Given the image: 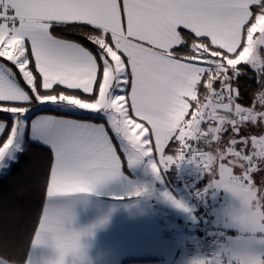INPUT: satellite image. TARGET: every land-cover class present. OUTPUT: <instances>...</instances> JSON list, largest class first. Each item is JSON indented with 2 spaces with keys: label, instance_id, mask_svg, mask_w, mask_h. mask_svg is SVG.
Instances as JSON below:
<instances>
[{
  "label": "snow or ice",
  "instance_id": "6c2138e0",
  "mask_svg": "<svg viewBox=\"0 0 264 264\" xmlns=\"http://www.w3.org/2000/svg\"><path fill=\"white\" fill-rule=\"evenodd\" d=\"M31 142L47 161L21 264L40 245L59 253L48 264H81L91 229L66 260L75 200L54 193H96L125 162L160 179L182 161L208 179L198 196L238 202L237 236L194 264H264V0H0V171Z\"/></svg>",
  "mask_w": 264,
  "mask_h": 264
},
{
  "label": "crops",
  "instance_id": "0c3cea01",
  "mask_svg": "<svg viewBox=\"0 0 264 264\" xmlns=\"http://www.w3.org/2000/svg\"><path fill=\"white\" fill-rule=\"evenodd\" d=\"M67 99L78 102L75 97ZM9 170L0 171V178ZM122 172L121 179L100 186L96 193H54L75 200L72 208L74 219L59 234V239L69 244L65 259L76 255L74 233L89 228L91 234L83 236L81 240V264H194L204 258L197 251V222L200 215L185 188L172 183L167 171L157 179L146 163L129 167L125 162ZM197 174L201 178L202 174ZM136 187H145L148 193L139 198H114ZM165 192L183 203L188 210L176 207L164 197ZM205 195L211 199L207 192ZM221 204L219 199L217 208L214 206L215 241L224 235L221 217L225 213ZM102 220L105 221L103 224L100 223ZM228 243L229 240L225 239L219 241V250ZM29 255L32 264H48L54 257L59 259L58 252L54 253L44 245L32 249Z\"/></svg>",
  "mask_w": 264,
  "mask_h": 264
},
{
  "label": "trees",
  "instance_id": "16d2710c",
  "mask_svg": "<svg viewBox=\"0 0 264 264\" xmlns=\"http://www.w3.org/2000/svg\"><path fill=\"white\" fill-rule=\"evenodd\" d=\"M20 157L15 167L0 178V254L10 257L14 264L23 261L40 212L42 195L34 182L33 172L46 163L47 152L43 146L31 142ZM181 163L167 170V177L174 184H181L178 179ZM206 182L207 177L201 176L202 188Z\"/></svg>",
  "mask_w": 264,
  "mask_h": 264
},
{
  "label": "built area",
  "instance_id": "2783aa9c",
  "mask_svg": "<svg viewBox=\"0 0 264 264\" xmlns=\"http://www.w3.org/2000/svg\"><path fill=\"white\" fill-rule=\"evenodd\" d=\"M188 161H182L181 169L178 173V179L181 185L187 191L191 202L195 206L200 215L197 222V251L204 257H208L219 251L220 247L215 242V208L211 201L206 197L205 193L197 195L203 188L200 186V177L196 172L186 170Z\"/></svg>",
  "mask_w": 264,
  "mask_h": 264
},
{
  "label": "rangeland",
  "instance_id": "374dc122",
  "mask_svg": "<svg viewBox=\"0 0 264 264\" xmlns=\"http://www.w3.org/2000/svg\"><path fill=\"white\" fill-rule=\"evenodd\" d=\"M247 52H248L247 49H245L244 52H241L240 56L237 57V62L244 60L246 55H247ZM133 167H135V166H133ZM207 183H208V179H207ZM207 193H208L209 197L211 198L210 201L215 206V208H217L216 206L218 205L219 199L221 200V203H222L221 206L223 207L224 213H225L221 217V219L224 223L222 226V228L224 229L223 230L224 235H222V237H221L222 239L217 238V241L218 242L223 241L224 239L230 240V238L236 237L238 234L237 229L233 225V223H232V221L228 215L229 210L238 204L235 197H233L231 193L227 192V190H224V189H219V190L212 189V190H208ZM223 236H224V238H223ZM217 241H215V242L218 243Z\"/></svg>",
  "mask_w": 264,
  "mask_h": 264
},
{
  "label": "water",
  "instance_id": "95a60500",
  "mask_svg": "<svg viewBox=\"0 0 264 264\" xmlns=\"http://www.w3.org/2000/svg\"><path fill=\"white\" fill-rule=\"evenodd\" d=\"M185 168H186V170H188V171H199V170L196 168V166L193 165V164H186Z\"/></svg>",
  "mask_w": 264,
  "mask_h": 264
}]
</instances>
